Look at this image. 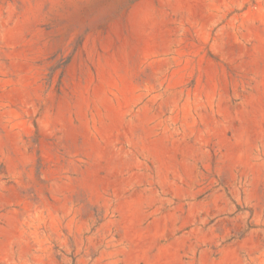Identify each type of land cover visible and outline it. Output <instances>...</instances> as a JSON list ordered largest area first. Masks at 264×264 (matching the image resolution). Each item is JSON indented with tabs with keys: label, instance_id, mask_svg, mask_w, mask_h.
Masks as SVG:
<instances>
[{
	"label": "rangeland",
	"instance_id": "obj_1",
	"mask_svg": "<svg viewBox=\"0 0 264 264\" xmlns=\"http://www.w3.org/2000/svg\"><path fill=\"white\" fill-rule=\"evenodd\" d=\"M0 264H264V0H0Z\"/></svg>",
	"mask_w": 264,
	"mask_h": 264
}]
</instances>
